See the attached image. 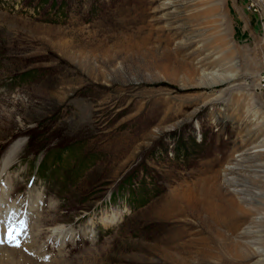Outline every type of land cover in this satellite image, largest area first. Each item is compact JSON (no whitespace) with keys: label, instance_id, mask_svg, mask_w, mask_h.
<instances>
[{"label":"rangeland","instance_id":"rangeland-1","mask_svg":"<svg viewBox=\"0 0 264 264\" xmlns=\"http://www.w3.org/2000/svg\"><path fill=\"white\" fill-rule=\"evenodd\" d=\"M18 142L8 184L22 195L33 176L48 196L36 236L95 235L0 264H264V7L0 0V171ZM214 186L245 210L220 229L245 259L197 253L194 209Z\"/></svg>","mask_w":264,"mask_h":264},{"label":"bare ground","instance_id":"bare-ground-1","mask_svg":"<svg viewBox=\"0 0 264 264\" xmlns=\"http://www.w3.org/2000/svg\"><path fill=\"white\" fill-rule=\"evenodd\" d=\"M20 150L21 148L18 142L11 149H9L7 154H4L2 156L1 163L6 169L10 168V166L13 164V161ZM219 188H220L219 186L218 188L215 187V190H213L212 192L210 191L211 193L209 192L205 193L204 197L202 198L203 199L202 202H199L195 206L196 208L194 209V214L200 219L201 228L202 230H205V233L207 234L205 238L199 241L200 243L202 242V246H198L197 253L199 254V256L208 255L213 258H216L217 260L220 261V263H222L223 260L229 256L239 259H245L247 257L246 255L247 252L245 253L244 252L245 250L241 248L244 246L243 244L241 243L237 244L235 241L233 242L232 240L231 243L228 242L226 243L224 240L220 239L221 237H225V234L220 229L227 228V229L235 230L240 227L241 225L240 222L242 223V218H243L241 217L242 216L241 214L245 212V210L239 205L240 200L238 201V198L235 197L234 193L230 192L229 190L224 191ZM5 194L9 198V192L6 185L1 187L0 189V202L8 200L7 198H5ZM229 195L232 196L230 197ZM4 205L6 206L7 203H5ZM113 212H119L120 217L112 222L110 221V218H104L105 221H108V223H104L102 220V217L104 215H102L100 217V220L102 221L103 224L105 225L116 224L122 219L123 211L114 210ZM111 213H106V214H108L109 216L111 215ZM114 217L115 216L113 215L112 218ZM234 219H237L238 221L237 223L235 222L236 224L232 223L233 222L232 220ZM88 224H94V223L88 222ZM49 228L48 230L50 231ZM61 230H63L62 227H55L53 228L52 232L56 234H60L62 233ZM90 232L94 234L95 230L90 229ZM71 233H73V231H71ZM14 249L20 250V248H14ZM0 252H2V250H0Z\"/></svg>","mask_w":264,"mask_h":264},{"label":"built area","instance_id":"built-area-1","mask_svg":"<svg viewBox=\"0 0 264 264\" xmlns=\"http://www.w3.org/2000/svg\"><path fill=\"white\" fill-rule=\"evenodd\" d=\"M251 12H259L264 7V0H239Z\"/></svg>","mask_w":264,"mask_h":264},{"label":"snow or ice","instance_id":"snow-or-ice-1","mask_svg":"<svg viewBox=\"0 0 264 264\" xmlns=\"http://www.w3.org/2000/svg\"><path fill=\"white\" fill-rule=\"evenodd\" d=\"M14 233H15L14 229L9 231V234H8L9 243H12L15 247H20L19 244L15 243V241L18 239V235L14 234ZM0 242H2V241H0Z\"/></svg>","mask_w":264,"mask_h":264}]
</instances>
